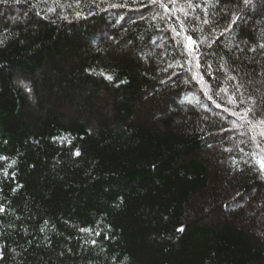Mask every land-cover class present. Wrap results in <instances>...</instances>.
I'll return each mask as SVG.
<instances>
[{
	"label": "trees",
	"instance_id": "trees-1",
	"mask_svg": "<svg viewBox=\"0 0 264 264\" xmlns=\"http://www.w3.org/2000/svg\"><path fill=\"white\" fill-rule=\"evenodd\" d=\"M261 45L264 0L0 2V264H264Z\"/></svg>",
	"mask_w": 264,
	"mask_h": 264
},
{
	"label": "snow or ice",
	"instance_id": "snow-or-ice-1",
	"mask_svg": "<svg viewBox=\"0 0 264 264\" xmlns=\"http://www.w3.org/2000/svg\"><path fill=\"white\" fill-rule=\"evenodd\" d=\"M0 2H6V0H0ZM153 2L155 3V2H157V0H153ZM172 2H175V0H172ZM243 2H244V4H245V6H247V4L249 3V0H243ZM115 5H113V7H114ZM162 8H165V10H167V5H165V4H163V3H161V5H160ZM190 7H191V5H189ZM49 11H54V9H49ZM235 22V20H233V23ZM205 23H207V21H205ZM188 43H189V46H191L193 43H194V41L191 39V37H189L188 38ZM261 47H264V45H261ZM101 75H103V73H101ZM107 80H109V81H111L112 79H113V77L112 76H106L105 77ZM25 87H27V86H25ZM247 111H250V109L249 110H247ZM80 153H79V151H77L76 153H75V155H79ZM0 159H4L3 157H0ZM259 167H260V170L262 171V172H264V159H262V160H260L259 161ZM0 211H3V209L2 208H0ZM177 231L178 232H182V231H184V227L183 226H181V227H179V228H177ZM97 234H99V233H97ZM93 243H95V241H93Z\"/></svg>",
	"mask_w": 264,
	"mask_h": 264
}]
</instances>
